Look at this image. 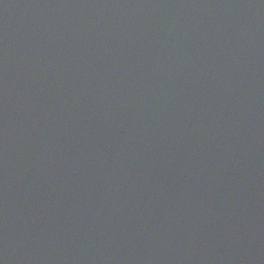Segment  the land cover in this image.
I'll return each instance as SVG.
<instances>
[{
	"label": "water",
	"instance_id": "water-1",
	"mask_svg": "<svg viewBox=\"0 0 264 264\" xmlns=\"http://www.w3.org/2000/svg\"><path fill=\"white\" fill-rule=\"evenodd\" d=\"M0 264H264V0H0Z\"/></svg>",
	"mask_w": 264,
	"mask_h": 264
}]
</instances>
